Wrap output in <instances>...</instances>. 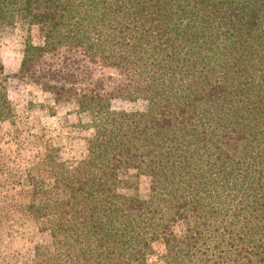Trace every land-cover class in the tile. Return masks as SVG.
I'll return each instance as SVG.
<instances>
[{"label":"trees","instance_id":"1","mask_svg":"<svg viewBox=\"0 0 264 264\" xmlns=\"http://www.w3.org/2000/svg\"><path fill=\"white\" fill-rule=\"evenodd\" d=\"M22 21L19 72L91 134L26 179L51 242L19 264H264V0H0Z\"/></svg>","mask_w":264,"mask_h":264},{"label":"rangeland","instance_id":"2","mask_svg":"<svg viewBox=\"0 0 264 264\" xmlns=\"http://www.w3.org/2000/svg\"><path fill=\"white\" fill-rule=\"evenodd\" d=\"M28 37L34 44L41 42L37 27L28 29L24 21L10 31L0 27V75L8 76L5 83L11 108L10 117L0 119V264H19L34 245H50L49 234L38 232V224L22 213L29 195L26 179L42 176L37 167L46 152L73 168L84 158L91 134L71 103H55L35 83L34 75L19 72ZM139 183L140 194L145 196L148 180L142 177ZM153 248L161 253L164 246L155 242Z\"/></svg>","mask_w":264,"mask_h":264}]
</instances>
